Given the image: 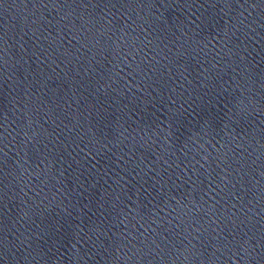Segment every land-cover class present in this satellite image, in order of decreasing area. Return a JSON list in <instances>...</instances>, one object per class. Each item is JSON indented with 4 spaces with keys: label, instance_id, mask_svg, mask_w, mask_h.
I'll use <instances>...</instances> for the list:
<instances>
[{
    "label": "water",
    "instance_id": "water-1",
    "mask_svg": "<svg viewBox=\"0 0 264 264\" xmlns=\"http://www.w3.org/2000/svg\"><path fill=\"white\" fill-rule=\"evenodd\" d=\"M0 264H264V0H0Z\"/></svg>",
    "mask_w": 264,
    "mask_h": 264
}]
</instances>
